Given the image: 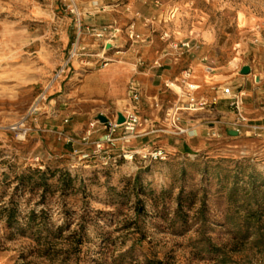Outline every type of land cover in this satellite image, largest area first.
<instances>
[{"label":"rangeland","instance_id":"rangeland-1","mask_svg":"<svg viewBox=\"0 0 264 264\" xmlns=\"http://www.w3.org/2000/svg\"><path fill=\"white\" fill-rule=\"evenodd\" d=\"M263 22L264 0H0V264H264V216L244 220L264 210L262 137L258 145L223 130L190 149L157 133L160 160L137 138L122 140L123 127L106 142L93 117L139 115L126 91L85 115L87 141L48 111L59 86L79 89L105 57L106 68L126 67L147 48L182 59L205 51L230 71L264 68V33L253 32ZM111 25L114 38L93 36ZM44 92L17 137L12 127ZM170 106L155 130L169 126Z\"/></svg>","mask_w":264,"mask_h":264},{"label":"crops","instance_id":"crops-1","mask_svg":"<svg viewBox=\"0 0 264 264\" xmlns=\"http://www.w3.org/2000/svg\"><path fill=\"white\" fill-rule=\"evenodd\" d=\"M111 46L115 47L113 44ZM101 56L103 57V54ZM207 56L208 53L205 51L202 53L191 51L185 59H182L179 54L144 49L142 56L137 59L128 56L130 62L126 67L106 68L107 66H103V69L93 72L79 89H73L72 81L68 82L64 88L59 86L54 93L56 96L48 104V111L57 120L62 118L70 121L72 124L67 134L81 140L85 136V130H89L88 126L92 125L86 123L84 119L85 115L89 114V110H95L93 108L101 106L106 107L109 101L116 103L122 101L121 93L126 91L131 108L146 120L148 129L147 133L136 139V147L154 148L158 137L155 124L158 122L160 110L166 105L178 103V93H175L174 98L170 96L168 98V93L175 91L170 86L175 80L180 79L184 70L189 68L193 72L190 83L197 87L194 93L195 98H205L210 104L216 99L217 102L209 109L193 115L192 120L183 118L181 125L187 129V133L169 140L174 141V144L181 141L185 148H200L201 145L197 141H202L203 145L210 133V130L203 126L212 125L209 128L215 129L219 135H222L223 130L227 135H229V130H235V111L230 105L231 102L222 97V89L225 87H230L233 92L241 96L243 111L249 123L264 128V68L259 65L256 68L245 63L230 71L226 69V65H221L215 60L208 62ZM207 65L212 66V72L206 71ZM247 65L253 70V78L240 73L241 69ZM132 81L138 87L139 102H135L130 97ZM176 88L179 89V87ZM118 89L119 93L116 91ZM100 114L107 116L103 111H96L93 117L96 118ZM57 129L60 128L57 127ZM244 135L251 142L259 145L260 138L252 136L246 128L241 129L236 137ZM262 138L264 142V135ZM78 143L85 145L81 141ZM164 149L167 148L164 147Z\"/></svg>","mask_w":264,"mask_h":264},{"label":"built area","instance_id":"built-area-1","mask_svg":"<svg viewBox=\"0 0 264 264\" xmlns=\"http://www.w3.org/2000/svg\"><path fill=\"white\" fill-rule=\"evenodd\" d=\"M133 25L129 27V37L133 38L134 36V29ZM94 34L93 36L97 38L98 40H101L105 38L106 36H111L114 38L119 30L115 27L111 26H104L103 28L93 29ZM253 32L255 34L264 33V22L257 25ZM259 39L256 38L255 42H258ZM109 44V41H106L104 44V47ZM191 42L183 43L182 46L185 48L190 47ZM175 47V46H174ZM109 62L108 58H105L103 60V66H107ZM207 62V60H205ZM156 65V64H155ZM212 66L207 65L206 71L212 72ZM193 72L191 69H186L183 71L180 79L175 80V82L170 86L171 89H174V87H179L178 92V103L175 105L170 106L166 109V119L165 121L169 123V126H163V129L156 130V133H167V134H173V135H184L187 133V129L181 125L183 120V111H191V112H202L210 108L211 105L216 104V101H213V103H209L205 98H199L196 99L194 96V93L197 89L196 86L192 85L190 83V80L192 79ZM46 92L41 94L36 101L34 102L33 106L30 108L29 112L23 117L20 122H18L16 125L12 127V130L15 131L17 134V137L19 138H25L27 135V129L25 128V122L29 116L34 114L37 111V106L40 102H42L45 98ZM130 97L134 99L135 102H139L140 95L138 91V87L135 85V82L132 81L130 84ZM222 97L228 101L231 102V107L235 111L236 120L234 123V128L238 133H240L241 129L246 128L252 136H255L257 138L263 137L264 135V128L250 124L248 121V118L246 117L244 111H243V103L241 96L235 92L230 87H225L222 89ZM187 98L185 101L184 99ZM134 111V110H133ZM123 116L125 117V123L122 125H118L116 123L117 121V114L111 119L109 118L108 123L102 124V126L108 130V134L105 135V140L108 143H112L115 139L112 138L113 134L118 130V128L123 127L124 129V136L122 137V140L129 141L130 137L133 136V138H138L139 136L145 134L148 132V129L145 128L146 120L142 119L139 115H136V113H130V112H123ZM64 122H68V120H65ZM94 128V125L92 124L89 127V130L85 133V136L81 139L82 141H87L88 137L93 133L92 129ZM141 128V129H140ZM209 136L212 137H218L219 134L215 130H210ZM98 148L100 145L97 146ZM150 156L154 159H160L164 160L166 159V154L164 150L162 149H155L152 153H150Z\"/></svg>","mask_w":264,"mask_h":264},{"label":"water","instance_id":"water-1","mask_svg":"<svg viewBox=\"0 0 264 264\" xmlns=\"http://www.w3.org/2000/svg\"><path fill=\"white\" fill-rule=\"evenodd\" d=\"M111 47H112L111 44H107V45H106V49H110ZM251 72H252V68H251L249 65L244 66V67L241 69V71H240V73H241L242 75H249ZM96 119H97L101 124H106V123H108V121H109V118H108L107 116H105V115H102V114L98 115V116L96 117ZM116 123H117L118 125H122L123 123H125V117H124L123 114L120 113V112L117 114V121H116ZM229 135H230V136H233V137H236V136L239 135V133H238V131H236V130H229Z\"/></svg>","mask_w":264,"mask_h":264},{"label":"trees","instance_id":"trees-1","mask_svg":"<svg viewBox=\"0 0 264 264\" xmlns=\"http://www.w3.org/2000/svg\"><path fill=\"white\" fill-rule=\"evenodd\" d=\"M34 174H40V172L34 171ZM259 214H263L264 216V210L248 212V214L244 217V220L248 225L256 226L259 218H261Z\"/></svg>","mask_w":264,"mask_h":264},{"label":"bare ground","instance_id":"bare-ground-1","mask_svg":"<svg viewBox=\"0 0 264 264\" xmlns=\"http://www.w3.org/2000/svg\"><path fill=\"white\" fill-rule=\"evenodd\" d=\"M111 44V43H110Z\"/></svg>","mask_w":264,"mask_h":264}]
</instances>
